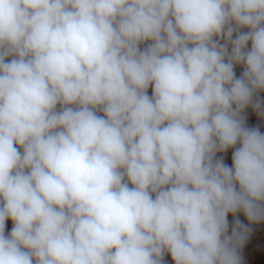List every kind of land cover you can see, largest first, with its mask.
I'll list each match as a JSON object with an SVG mask.
<instances>
[{"label":"clouds","instance_id":"obj_1","mask_svg":"<svg viewBox=\"0 0 264 264\" xmlns=\"http://www.w3.org/2000/svg\"><path fill=\"white\" fill-rule=\"evenodd\" d=\"M261 93L264 0H0V264H243Z\"/></svg>","mask_w":264,"mask_h":264},{"label":"rangeland","instance_id":"obj_2","mask_svg":"<svg viewBox=\"0 0 264 264\" xmlns=\"http://www.w3.org/2000/svg\"><path fill=\"white\" fill-rule=\"evenodd\" d=\"M236 71L237 74H239L241 68L238 66ZM261 96L264 97V93H261ZM257 126L260 127L262 132H264V123L258 122ZM225 159L227 163H231L230 153L225 157ZM237 218L240 219L242 223L248 224V221L242 213L238 214ZM229 220L232 221L233 217L230 216ZM10 226L9 222V228ZM249 226L251 227V232L243 249L241 250L243 264H264V223ZM166 259H168V264H171L170 258Z\"/></svg>","mask_w":264,"mask_h":264},{"label":"bare ground","instance_id":"obj_3","mask_svg":"<svg viewBox=\"0 0 264 264\" xmlns=\"http://www.w3.org/2000/svg\"><path fill=\"white\" fill-rule=\"evenodd\" d=\"M143 47V46H142ZM149 94H151V90H149Z\"/></svg>","mask_w":264,"mask_h":264}]
</instances>
